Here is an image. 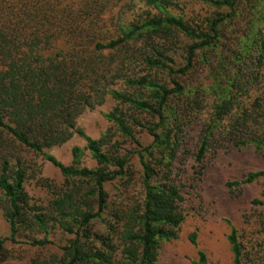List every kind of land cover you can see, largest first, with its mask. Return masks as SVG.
Wrapping results in <instances>:
<instances>
[{
    "label": "trees",
    "instance_id": "trees-1",
    "mask_svg": "<svg viewBox=\"0 0 264 264\" xmlns=\"http://www.w3.org/2000/svg\"><path fill=\"white\" fill-rule=\"evenodd\" d=\"M139 1L157 14L121 27L117 38H75L67 52L48 56L41 46L49 45V38L38 35L32 24L35 14H23L33 21L25 26L21 13L14 11L11 20L0 19V202L12 240L29 223L48 232L54 222L74 236L62 249L60 264H158L162 243L176 240L185 220L184 197L171 167L204 115L198 162L225 143L264 152V0H200L217 10L205 28L173 15V0ZM180 40L191 44L185 46L184 67L176 69L171 54ZM108 98L118 107L105 118L121 137L139 145L140 129L153 138L150 146L139 145L137 153L142 200L115 211H110L106 187L128 182L133 155L112 130L95 140L77 128L87 109L102 106ZM75 135L86 141L95 168L80 167L84 152L78 147L71 166L47 152ZM15 144L43 155L72 183L52 202L53 216L29 218L26 171L13 167L5 154ZM262 178L264 170L228 186ZM98 221L105 223L103 233L93 230ZM190 240L196 244V235ZM228 240L232 264H245L247 255L235 228ZM5 242L0 239V254ZM195 264H209L207 255L200 252Z\"/></svg>",
    "mask_w": 264,
    "mask_h": 264
},
{
    "label": "rangeland",
    "instance_id": "rangeland-1",
    "mask_svg": "<svg viewBox=\"0 0 264 264\" xmlns=\"http://www.w3.org/2000/svg\"><path fill=\"white\" fill-rule=\"evenodd\" d=\"M173 2L171 13L183 17L195 28H205L206 21L217 14L214 7L200 0ZM13 11L14 14L21 13L24 21L22 26L33 22L23 14L36 15L37 22L32 24L37 26L38 35L40 38H49L50 44L41 46L45 48L46 56L67 52L75 38L98 41L117 38L121 27L157 14L139 0H0V19L11 20L9 16ZM18 22H21L20 19ZM190 44L187 40H180L179 48L174 55L171 54L176 69L184 67L185 46ZM164 79L168 80L167 73H164ZM119 88L128 93L134 92L117 86ZM116 107L118 103L108 98L102 106L87 109L77 120V128L95 140L112 130L115 140L133 155L128 182L118 180L106 187L110 211L142 200L143 171L137 153L141 150L140 146L148 147L153 143V138L140 129L136 130L140 146L121 137L105 118ZM201 118L196 120L197 126H193L187 145L177 153L171 167V177L184 197L181 211L185 220L178 238L162 243L158 264H195L199 261L200 252L207 255L209 264H232L233 254L228 240L232 228L238 231L247 255L245 264H264V205L256 203L264 202V178L250 185L228 186L235 181H244L250 173L264 170V152L259 153L253 148L240 150L225 143L212 148L206 158L198 162V137L206 115ZM76 147L84 152L80 167L95 168L96 162L87 150L86 141L77 135L66 144L48 149L47 152L62 164L71 166L74 162L72 152ZM5 154L10 155L13 167H21L26 171L29 218L32 220L39 213L53 216L52 202L72 183L41 154L17 144L6 148ZM167 154L164 152L165 156ZM156 157L160 155L156 154ZM93 230L103 233L104 221H98ZM192 235H196V244L190 240ZM11 236V225L0 202V239L6 240L0 254V264H60L62 249L74 238L54 222L50 223L48 232L29 223L20 227L14 240ZM41 240L49 244L34 246L35 241Z\"/></svg>",
    "mask_w": 264,
    "mask_h": 264
}]
</instances>
